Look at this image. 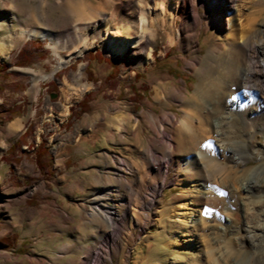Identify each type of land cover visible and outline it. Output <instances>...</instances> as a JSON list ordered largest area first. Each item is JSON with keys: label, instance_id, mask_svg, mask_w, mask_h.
I'll list each match as a JSON object with an SVG mask.
<instances>
[{"label": "rangeland", "instance_id": "1", "mask_svg": "<svg viewBox=\"0 0 264 264\" xmlns=\"http://www.w3.org/2000/svg\"><path fill=\"white\" fill-rule=\"evenodd\" d=\"M185 2L182 19V0H163L170 18L160 16L140 39L141 11L153 13L157 0H0V264H237L240 254L264 264V228L254 229L264 223L254 111L242 119L225 90L217 109L213 96L198 105L192 133L179 122L209 49L230 50L241 66L229 28L250 25L248 37L256 35L264 0L218 2L221 27L206 25V0ZM191 5L200 17L192 37L182 30L192 25ZM23 28L48 35L23 38ZM26 40L43 57L15 65ZM87 52L107 61H88ZM233 76L238 83L239 70ZM51 80L56 86L47 88ZM86 93L87 110L67 120ZM234 96L246 110L258 99ZM14 103L21 113L9 116L4 109ZM221 112L229 118L218 134L212 119ZM30 123L50 167H38L31 146L8 151ZM218 137L234 150L217 148ZM104 206L113 209L114 230L101 221Z\"/></svg>", "mask_w": 264, "mask_h": 264}, {"label": "bare ground", "instance_id": "2", "mask_svg": "<svg viewBox=\"0 0 264 264\" xmlns=\"http://www.w3.org/2000/svg\"><path fill=\"white\" fill-rule=\"evenodd\" d=\"M161 1L163 2V0H157L158 3L153 13L149 14L148 12H145L143 10L141 11L140 21L142 24H141V33L139 36L140 39L144 37V32L147 30V27L148 29L151 28L153 21L160 18V16L165 15L166 17V14H167V16H169L170 18V15L166 13V9L162 5ZM223 1L224 0H215V1L206 0L207 6L210 10V11H207L206 14H204V16L208 17L209 19L206 25L216 24L218 27H221L220 19L218 17V12H217V10L219 9H217L218 8L217 5H218V2L222 3ZM191 10H192V15H193V21L191 23L192 25L186 24L185 27H182V30L185 33H187V30L193 31L192 34L190 35L192 37L196 34L195 31L193 30V27L199 24L200 17L194 5H191ZM261 10L262 8L258 9L259 12H261ZM227 11H228V8H225L224 9V13H226L225 16L229 15ZM186 12H187L186 2L185 0H182V8L179 13V16L183 19ZM249 26H241L239 29L230 26L229 28L230 31L227 35L228 39L237 40L236 45H233V46H235L236 51L241 54V57H242L241 66H239L238 59L235 57L236 54L232 53L230 50L227 51L223 49L224 51L223 50L219 51L218 55L215 53L214 48H211L206 52L203 58V61H205L206 64L203 65L200 63L199 68L196 70L197 81L194 83V87H193L192 93L190 94V98L188 97L186 99H182L181 101L182 102L181 105H185V106L187 105V103L189 104L190 99L194 101V103H192L191 101L190 104L192 106H191L190 112H186V111L183 112V116L182 118L179 119V122L187 132L192 133L194 129V125L192 121L194 120L193 117L195 115H198L197 114L198 107H199L198 105L199 104L205 105L206 100L210 98V96H213L214 102L216 103L214 104V107H215L214 109H217V107L219 106L220 91L227 90L228 95H229L228 105L231 106L232 108L237 107L239 111L241 112L242 119L245 120L246 118H248L247 114L248 113L252 114V112L254 111V114H253L254 124L259 131L258 137L261 139L262 141L261 146L264 149V27L256 35L255 34L249 35L248 37V34L251 31L250 29L251 26L250 27ZM47 35H48L47 32L41 31L35 28H23L21 31V37L23 38L34 37V36H40L41 38H43ZM183 37L187 38L188 35H185ZM209 62L214 63V65L216 64L215 66H217V68L212 67L211 63ZM232 64H234L233 67H231ZM226 65H229V67L226 68L228 70L224 72V67ZM238 70H239V80L237 83L233 75L236 74ZM225 84L226 86L229 85L228 88L224 86ZM223 86L225 87L224 89H223ZM229 88L230 89L232 88V89L230 90ZM245 92L246 93L252 92L255 94L256 98H258L256 101V105L253 107V109H249V110L244 109V105L242 104V101H240V99L237 98V96H234L235 94L240 95ZM193 114L195 115L193 116ZM224 117H226V119L229 118V116L227 115L224 116L221 112L215 118L212 119L213 127L216 129V133L218 134H219V128L221 126H224V121L228 122V120H225ZM169 118L171 119L174 118V114L173 115L171 114ZM227 122L225 124L229 125V123ZM14 126H15V123L13 122L10 125V128ZM218 138H219V141L217 143V146H218L217 148H221L222 152L225 150L227 152L234 150L233 146L230 145L229 142L226 143L223 140H220L221 137H218ZM191 144H188L187 149L191 148ZM203 146L206 147L207 143L203 142ZM194 155H196L199 159H206V161H210L209 159H207V157H205V156H208V152L206 149L205 150L198 149ZM231 157L235 158L234 160H236L235 155H231ZM257 157L259 156L257 155ZM192 161H190L189 163L185 162L184 165L186 166L189 164L187 167L189 169L193 165ZM252 182H254L253 179L244 183V186H245L244 190L248 192L249 194L251 193L250 188H251ZM96 207L98 210H100V207L98 205H96ZM101 219H102L101 221L103 225L110 226L111 230H114L116 228L112 226L116 220L112 207L110 206L103 207V213L101 215ZM256 228H259L260 229L259 231H262V229L264 228V223L261 225H256L254 229ZM258 243L261 247L262 238H259V236H258ZM243 256L242 254H240V258L238 259V262L236 261L237 264L239 262L240 264H250L251 261L254 260L252 256L250 257H247V256L243 257ZM258 263L260 262L258 261Z\"/></svg>", "mask_w": 264, "mask_h": 264}, {"label": "trees", "instance_id": "3", "mask_svg": "<svg viewBox=\"0 0 264 264\" xmlns=\"http://www.w3.org/2000/svg\"><path fill=\"white\" fill-rule=\"evenodd\" d=\"M40 51V53H38ZM92 56V57H90ZM40 57H43L42 52V46L39 43H34L33 41L26 40L16 55V60L14 61L15 65L18 66H25L29 65L36 60H38ZM84 57L88 58V61L91 58H95L98 62L100 61H107L105 58H101L98 55V52H94L93 54L87 52ZM72 65V64H71ZM89 62L87 63V66L85 69L89 68ZM1 70V69H0ZM113 72V69H112ZM110 73L109 75H111ZM54 77H59V71H56L54 74ZM139 73H135V76H139ZM5 76V75H4ZM47 88H54L56 86V83L54 80H51L46 83ZM17 90H21L20 86H13ZM89 100V93H86L76 104V108L70 107L69 108V114L67 116V120H69L72 116H77L81 114L82 112L86 111L88 106L87 102ZM1 108V106H0ZM4 112L8 113L9 116H17L20 112V104L14 103L11 107H7L4 109ZM37 112V111H36ZM39 114V113H38ZM75 116V117H76ZM68 122V121H67ZM35 125L30 123L22 134L18 136V138L9 146L8 151L10 153H15L22 144L31 146L34 149V159L36 161V164L40 168L50 167V155L48 154V149L45 146V143L43 139H41L36 145H34V138L32 137V132L34 130ZM30 139V141H28Z\"/></svg>", "mask_w": 264, "mask_h": 264}]
</instances>
